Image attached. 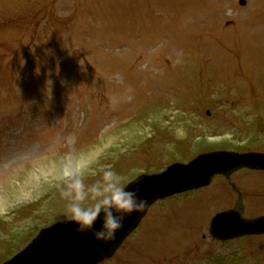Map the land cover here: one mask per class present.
<instances>
[{
  "label": "rangeland",
  "instance_id": "1",
  "mask_svg": "<svg viewBox=\"0 0 264 264\" xmlns=\"http://www.w3.org/2000/svg\"><path fill=\"white\" fill-rule=\"evenodd\" d=\"M216 151L264 153V0H0V264L67 220V157L127 187ZM233 209L264 215V171L157 200L99 264H264V234L211 236Z\"/></svg>",
  "mask_w": 264,
  "mask_h": 264
},
{
  "label": "water",
  "instance_id": "2",
  "mask_svg": "<svg viewBox=\"0 0 264 264\" xmlns=\"http://www.w3.org/2000/svg\"><path fill=\"white\" fill-rule=\"evenodd\" d=\"M242 168L264 170V153L216 151L202 154L186 164L174 163L159 174L141 175L127 188L138 189L147 207L124 219V227L116 234L115 241L100 243L90 232L78 233L74 222L64 220L42 229L21 252L3 264H99L116 253L157 200L208 186L216 174L229 178ZM100 226L101 222L97 221L96 229ZM210 234L222 241L262 235L264 215L245 218L238 210L217 213L212 218Z\"/></svg>",
  "mask_w": 264,
  "mask_h": 264
},
{
  "label": "clouds",
  "instance_id": "3",
  "mask_svg": "<svg viewBox=\"0 0 264 264\" xmlns=\"http://www.w3.org/2000/svg\"><path fill=\"white\" fill-rule=\"evenodd\" d=\"M68 142L74 143L75 138L69 137ZM89 176L99 178L89 184L86 183ZM126 184L125 177L111 166L96 171L69 156L60 168L56 185L64 201V217L74 222L78 233L90 232L100 243L115 241L124 227V219L147 207V201L139 197V190L128 189ZM97 221L101 222L98 230Z\"/></svg>",
  "mask_w": 264,
  "mask_h": 264
},
{
  "label": "bare ground",
  "instance_id": "4",
  "mask_svg": "<svg viewBox=\"0 0 264 264\" xmlns=\"http://www.w3.org/2000/svg\"><path fill=\"white\" fill-rule=\"evenodd\" d=\"M99 149H100V147H99ZM98 149V150H99ZM72 157H74L75 159H77L79 162H83V163H85L86 162V160L88 159V157H84V156H80V157H76V156H72ZM68 158V157H67ZM66 158V159H67ZM48 160H50L49 158L48 159H45V160H42L41 162L43 163L41 166H43V167H41V168H39V171H44V172H46V171H48V168L45 166L46 164V162L45 161H48ZM51 161H53V158H51ZM52 167V166H51ZM50 167V168H51ZM55 168V166L52 168V169H54ZM248 170V169H247ZM50 171V170H49ZM43 172V173H44ZM33 177L32 176H29V177H27V178H25V181L24 182H22V183H20V186H19V188H18V191L20 192V193H25V191L27 190V188L29 187V185H31L32 184V180H34V179H32Z\"/></svg>",
  "mask_w": 264,
  "mask_h": 264
}]
</instances>
